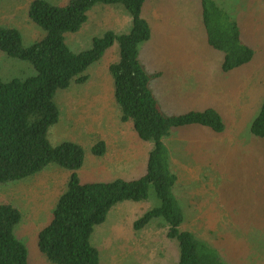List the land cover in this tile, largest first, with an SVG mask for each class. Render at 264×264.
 Here are the masks:
<instances>
[{"label":"rangeland","instance_id":"1","mask_svg":"<svg viewBox=\"0 0 264 264\" xmlns=\"http://www.w3.org/2000/svg\"><path fill=\"white\" fill-rule=\"evenodd\" d=\"M65 4L69 0H51ZM240 21L244 40L255 47L247 65L221 70L223 53L207 42L200 0H148L144 16L154 29L142 43L146 69L163 75L153 80L166 113L212 105L224 115L227 129L206 127L174 130L166 137L178 174L175 193L183 207L184 228L216 246L228 264H264V140L250 130L264 95V0H217ZM31 0H0V24L20 28L27 44L42 35L28 18ZM131 17L124 8L97 4L77 32L66 34L74 51L92 47L93 38L107 30L129 31ZM119 59L117 43L85 72V83L60 89L58 123L50 127L53 145L71 140L86 149L83 182L137 178L143 175L152 143L143 140L132 122L121 120L114 96L110 64ZM36 70L27 61L0 51V78L28 77ZM104 140L107 150L97 156L90 148ZM70 172L56 163L25 179L0 184V203L12 202L22 213L17 237L26 243L30 264H50L38 248L37 236L53 216ZM150 202L116 205L96 227L92 242L102 249V264H175L177 242L153 224L139 233L134 221Z\"/></svg>","mask_w":264,"mask_h":264},{"label":"trees","instance_id":"2","mask_svg":"<svg viewBox=\"0 0 264 264\" xmlns=\"http://www.w3.org/2000/svg\"><path fill=\"white\" fill-rule=\"evenodd\" d=\"M148 0H31L28 18L42 35L27 44L22 30L0 24V51L9 58L29 62L36 73L28 77L0 78V184L32 176L52 163L70 172L50 222L38 232V248L50 264H102V249L93 242L96 227L106 221L112 209L125 201L150 202L134 221L136 233L157 224L177 242L175 264H228L220 250L195 231L184 228L183 207L175 193L178 174L166 137L174 130L206 127L215 133L227 129L223 113L215 106L169 114L154 91L153 80L162 71L150 73L141 60L142 43L152 39L154 29L144 16ZM97 4L124 8L131 17L129 31L109 29L93 38L91 48L74 51L66 34L77 32ZM208 45L223 53L225 73L249 64L256 49L243 38L240 21L217 0H200ZM117 43L119 59L110 64L114 96L121 120L132 122L138 135L151 142L146 171L137 178L83 182L86 149L66 140L53 145L50 127L58 123L61 110L56 101L60 89L73 81L85 83V72ZM250 130L264 140V95L252 118ZM104 140L90 151L102 156ZM22 213L12 202L0 203V264H30L29 250L15 232Z\"/></svg>","mask_w":264,"mask_h":264},{"label":"crops","instance_id":"3","mask_svg":"<svg viewBox=\"0 0 264 264\" xmlns=\"http://www.w3.org/2000/svg\"><path fill=\"white\" fill-rule=\"evenodd\" d=\"M169 146V145H168Z\"/></svg>","mask_w":264,"mask_h":264}]
</instances>
